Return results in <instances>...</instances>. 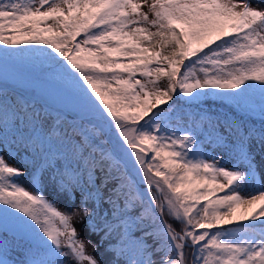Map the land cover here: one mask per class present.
Returning a JSON list of instances; mask_svg holds the SVG:
<instances>
[{"label": "snow or ice", "instance_id": "1", "mask_svg": "<svg viewBox=\"0 0 264 264\" xmlns=\"http://www.w3.org/2000/svg\"><path fill=\"white\" fill-rule=\"evenodd\" d=\"M0 143V264H264V0H0Z\"/></svg>", "mask_w": 264, "mask_h": 264}, {"label": "rangeland", "instance_id": "2", "mask_svg": "<svg viewBox=\"0 0 264 264\" xmlns=\"http://www.w3.org/2000/svg\"><path fill=\"white\" fill-rule=\"evenodd\" d=\"M146 10V9H145ZM20 71L19 66L17 65H13L11 62L8 65V85H11L14 90L16 91H21L22 90V86L18 83L17 81V73ZM205 131H207V128H205ZM211 138L208 136H204L202 137L203 140V145L206 148L208 146L209 140ZM212 147H216L215 143H213ZM6 148V152L5 155L7 156L8 152H11L13 156H16V159L19 160L20 156L16 155V150H15V146L11 145L9 143V145H4L3 143H0V150H4ZM21 155H23V153L21 152ZM261 176L259 174L256 175V179H255V184L259 185L261 183ZM79 201L77 200V204L76 206H78ZM61 208H65L66 205L64 203L60 204ZM77 228L80 230V236L81 238L84 239L85 243H86V247H87V251L89 253H93L96 255V257L98 259H101V261L103 262L104 259H106L108 256H110L111 254V250L109 252L105 251V247L108 244V238L105 239H101V237L99 235H95V234H89V232L83 227V223L82 222H77ZM91 241V242H89ZM94 246H97L95 248L94 251Z\"/></svg>", "mask_w": 264, "mask_h": 264}, {"label": "trees", "instance_id": "3", "mask_svg": "<svg viewBox=\"0 0 264 264\" xmlns=\"http://www.w3.org/2000/svg\"><path fill=\"white\" fill-rule=\"evenodd\" d=\"M13 90H14V88L11 85H9V91H13ZM220 110L223 111L224 109H220ZM253 118L256 119V120H258V117L255 116V115H253ZM141 187H143V185H141Z\"/></svg>", "mask_w": 264, "mask_h": 264}]
</instances>
